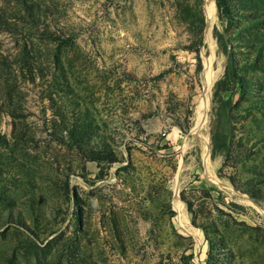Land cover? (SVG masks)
I'll use <instances>...</instances> for the list:
<instances>
[{"label": "rangeland", "instance_id": "1", "mask_svg": "<svg viewBox=\"0 0 264 264\" xmlns=\"http://www.w3.org/2000/svg\"><path fill=\"white\" fill-rule=\"evenodd\" d=\"M225 4L0 0V264H264V0Z\"/></svg>", "mask_w": 264, "mask_h": 264}, {"label": "trees", "instance_id": "2", "mask_svg": "<svg viewBox=\"0 0 264 264\" xmlns=\"http://www.w3.org/2000/svg\"><path fill=\"white\" fill-rule=\"evenodd\" d=\"M216 5L218 11L221 13L226 7L225 0H216ZM216 37L218 41L222 40L223 37L221 34L216 32ZM223 52L227 54V47L223 44ZM229 55V54H228ZM230 59L225 68V79L229 83L232 78L235 76L233 65L231 64V55ZM213 97H217V92H214ZM217 106L215 108L214 118L211 124V153L212 156L220 155L222 157H227L230 152V143L232 136V127L230 119V110L232 101L222 98L216 99Z\"/></svg>", "mask_w": 264, "mask_h": 264}, {"label": "bare ground", "instance_id": "3", "mask_svg": "<svg viewBox=\"0 0 264 264\" xmlns=\"http://www.w3.org/2000/svg\"><path fill=\"white\" fill-rule=\"evenodd\" d=\"M205 10H206V13L208 16H212L213 12H214L213 4L207 2ZM215 76H216L215 73L210 72V61H209L205 66V70H204L203 77H202L201 95L196 98V104H195V108H194L195 109L194 115L196 116V118H197L196 121L198 123V127H197L198 128L197 132L199 134L198 137H199V141L201 142V144L203 146L202 148H204V152H205L206 156H208L207 155L208 154V151H207V147H208V137L207 136H208V134L203 135L201 133V130H205L207 111H208V107L210 104V92H211L212 84L215 80ZM194 134H196V132ZM174 207L177 210V212L179 213V214H177L178 215V217H177L178 223L180 225H183V226L184 225L188 226L186 219L182 213V211H183L182 203L175 202ZM192 229H194V228H192Z\"/></svg>", "mask_w": 264, "mask_h": 264}, {"label": "water", "instance_id": "4", "mask_svg": "<svg viewBox=\"0 0 264 264\" xmlns=\"http://www.w3.org/2000/svg\"><path fill=\"white\" fill-rule=\"evenodd\" d=\"M195 131V130H194Z\"/></svg>", "mask_w": 264, "mask_h": 264}]
</instances>
